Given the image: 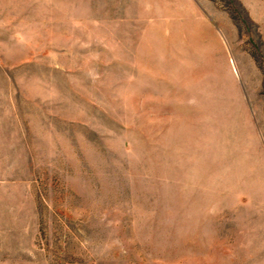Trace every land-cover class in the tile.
<instances>
[{
	"label": "rangeland",
	"instance_id": "obj_1",
	"mask_svg": "<svg viewBox=\"0 0 264 264\" xmlns=\"http://www.w3.org/2000/svg\"><path fill=\"white\" fill-rule=\"evenodd\" d=\"M0 264H264V0H0Z\"/></svg>",
	"mask_w": 264,
	"mask_h": 264
}]
</instances>
